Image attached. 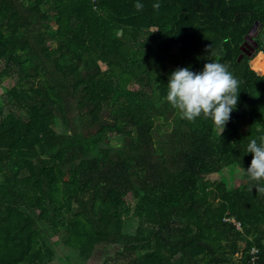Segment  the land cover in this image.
Here are the masks:
<instances>
[{
    "label": "trees",
    "instance_id": "trees-1",
    "mask_svg": "<svg viewBox=\"0 0 264 264\" xmlns=\"http://www.w3.org/2000/svg\"><path fill=\"white\" fill-rule=\"evenodd\" d=\"M263 37L264 0H0V264H264ZM210 61L240 81L223 133L166 100Z\"/></svg>",
    "mask_w": 264,
    "mask_h": 264
},
{
    "label": "clouds",
    "instance_id": "clouds-1",
    "mask_svg": "<svg viewBox=\"0 0 264 264\" xmlns=\"http://www.w3.org/2000/svg\"><path fill=\"white\" fill-rule=\"evenodd\" d=\"M134 6L137 11L144 7L139 2ZM152 7L158 11L160 4L154 3ZM239 85L240 81L225 64L210 61L201 72H193L188 67L174 70L168 79L166 100L182 119L210 118L223 133L237 107ZM246 151L254 154L247 175L256 182L264 180V135L250 140ZM255 189L264 193V185L257 183Z\"/></svg>",
    "mask_w": 264,
    "mask_h": 264
},
{
    "label": "rangeland",
    "instance_id": "rangeland-1",
    "mask_svg": "<svg viewBox=\"0 0 264 264\" xmlns=\"http://www.w3.org/2000/svg\"><path fill=\"white\" fill-rule=\"evenodd\" d=\"M174 52L175 53H179L180 50L178 48H175L174 49ZM14 85H15V83L12 80L6 79L4 81V89L3 90L4 91L10 90ZM60 129H62V127H60ZM121 139L122 138L120 136L118 137L117 134L116 135L115 134H111V141L115 145H118V144L122 143V140ZM93 156H95V154L94 153H90V152L89 153H85L83 155L84 158H91ZM83 157H82V159H83ZM228 173L229 172H226L227 175H228ZM209 179L215 180V179H217V176L216 175H213V176L209 177ZM129 200H131V198H129ZM135 226H136V221L135 220H132L131 223H130V226L128 227V230L134 231ZM56 240H58V237H53L52 238V241L55 242ZM59 255L60 256H63V257L70 256L71 258H73L74 261H80V262H82V259H80L79 255L76 252L71 251L64 244H61V246L59 248ZM59 263L60 262H56L55 264H59ZM124 264H126V261L124 262Z\"/></svg>",
    "mask_w": 264,
    "mask_h": 264
},
{
    "label": "crops",
    "instance_id": "crops-1",
    "mask_svg": "<svg viewBox=\"0 0 264 264\" xmlns=\"http://www.w3.org/2000/svg\"><path fill=\"white\" fill-rule=\"evenodd\" d=\"M261 28H262V26L260 24H258L256 27V31H255L256 35L260 32Z\"/></svg>",
    "mask_w": 264,
    "mask_h": 264
},
{
    "label": "water",
    "instance_id": "water-1",
    "mask_svg": "<svg viewBox=\"0 0 264 264\" xmlns=\"http://www.w3.org/2000/svg\"><path fill=\"white\" fill-rule=\"evenodd\" d=\"M262 41H263V43H264V37L262 38ZM256 47H258V45H257ZM263 49H264V46H263ZM256 51H257V50L255 49L254 52H256ZM242 58H243V56H242ZM242 58H241V59H242Z\"/></svg>",
    "mask_w": 264,
    "mask_h": 264
}]
</instances>
